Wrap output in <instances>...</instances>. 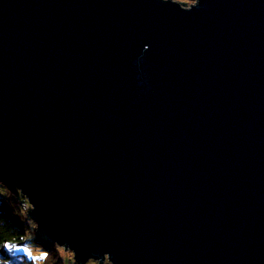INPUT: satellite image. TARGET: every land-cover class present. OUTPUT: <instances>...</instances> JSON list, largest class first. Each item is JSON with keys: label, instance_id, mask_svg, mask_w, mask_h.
<instances>
[{"label": "water", "instance_id": "water-1", "mask_svg": "<svg viewBox=\"0 0 264 264\" xmlns=\"http://www.w3.org/2000/svg\"><path fill=\"white\" fill-rule=\"evenodd\" d=\"M0 0V174L78 264H264V0Z\"/></svg>", "mask_w": 264, "mask_h": 264}, {"label": "trees", "instance_id": "trees-1", "mask_svg": "<svg viewBox=\"0 0 264 264\" xmlns=\"http://www.w3.org/2000/svg\"><path fill=\"white\" fill-rule=\"evenodd\" d=\"M0 187L5 190V193H0V245H15L19 256L29 257L36 264H66L59 252L60 246L39 229L31 207L29 212L23 211V194L1 174ZM25 240H29L36 250L30 251L22 246ZM1 254L7 256L4 252Z\"/></svg>", "mask_w": 264, "mask_h": 264}, {"label": "rangeland", "instance_id": "rangeland-1", "mask_svg": "<svg viewBox=\"0 0 264 264\" xmlns=\"http://www.w3.org/2000/svg\"><path fill=\"white\" fill-rule=\"evenodd\" d=\"M176 1L185 2L187 3L188 6L195 3V1L193 0H176ZM4 191L5 190L0 187V193L3 194L5 193ZM31 228H34V226L32 225ZM22 246L27 247L28 249H30V251L36 250L35 247L32 245V243L29 242V240L23 241ZM16 249H17L16 246L12 244L5 246L0 245V264H36L35 261H32L29 257L19 256L16 253ZM2 252H4L5 255L7 256L2 255L1 254ZM59 252L61 253L62 257L65 258L66 264H78L74 260V253L72 251L60 247ZM87 264H101V263L97 260L90 259L88 260ZM103 264H112V262L108 261V259H105Z\"/></svg>", "mask_w": 264, "mask_h": 264}, {"label": "built area", "instance_id": "built-area-1", "mask_svg": "<svg viewBox=\"0 0 264 264\" xmlns=\"http://www.w3.org/2000/svg\"><path fill=\"white\" fill-rule=\"evenodd\" d=\"M22 209L26 212H29L30 210V204L28 202V200L24 199L22 202Z\"/></svg>", "mask_w": 264, "mask_h": 264}, {"label": "flooded vegetation", "instance_id": "flooded-vegetation-1", "mask_svg": "<svg viewBox=\"0 0 264 264\" xmlns=\"http://www.w3.org/2000/svg\"><path fill=\"white\" fill-rule=\"evenodd\" d=\"M183 3H185V2H183Z\"/></svg>", "mask_w": 264, "mask_h": 264}]
</instances>
